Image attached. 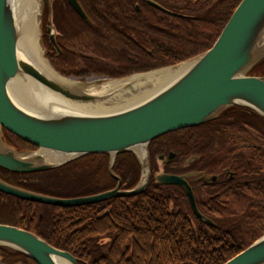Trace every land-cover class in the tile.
<instances>
[{
	"label": "trees",
	"instance_id": "1",
	"mask_svg": "<svg viewBox=\"0 0 264 264\" xmlns=\"http://www.w3.org/2000/svg\"><path fill=\"white\" fill-rule=\"evenodd\" d=\"M150 1L173 15L147 0H79L88 21L72 16L70 22L64 18L61 22L75 31L79 44L109 61H73L66 68L55 63L56 72L80 80L118 79L187 61L213 46L241 2ZM263 68L264 61L249 74L264 76ZM161 139H171L183 155H198L208 174L233 172L231 180L222 179L194 193L198 210L214 226L195 218L183 190L154 180L141 195L72 208L0 193V224L37 235L71 254L77 264H223L264 234L263 118L230 107L210 122ZM2 141L16 151L36 149L4 129ZM107 164L106 155H88L45 172L16 174L0 169V179L47 196L82 197L114 188L116 181ZM113 173L123 189L133 188L139 180L130 153L117 156ZM1 251L13 262L35 264L13 250Z\"/></svg>",
	"mask_w": 264,
	"mask_h": 264
},
{
	"label": "water",
	"instance_id": "2",
	"mask_svg": "<svg viewBox=\"0 0 264 264\" xmlns=\"http://www.w3.org/2000/svg\"><path fill=\"white\" fill-rule=\"evenodd\" d=\"M37 1L41 38L42 16L49 0ZM67 2L80 18L88 20L78 0ZM147 3L173 15L150 0ZM16 15L15 0H0V169L9 173L30 174L57 169L88 155H106L108 174L117 184L111 190L89 196L59 198L27 191L0 179L1 194L59 208L138 196L150 185L149 145L153 140L201 126L230 107L248 109L264 119V76L249 74L264 61V0H241L209 50L173 65L185 64L170 80L145 96L106 111H75L57 104L35 109L24 102L26 95L30 99L28 102H32L34 94L30 86V94H18L14 84L19 74L43 89L45 94L57 96L68 103L89 104L108 98L88 94L82 88L62 85L25 59L19 51ZM48 31L51 32L50 29ZM50 42L59 52L53 35ZM169 67L112 80L151 74ZM44 99L34 106H44L47 100ZM3 129L35 147V151H16L3 143ZM125 153L134 157L139 168V180L131 189H121V180L113 173L117 156ZM189 176L160 173L154 181L159 185L181 188L195 218L214 226L198 210L192 188L187 182ZM217 178L202 175L200 180L213 183ZM0 248L18 252L35 264L78 263L71 254L51 246L37 235L4 224H0ZM223 264H264V234Z\"/></svg>",
	"mask_w": 264,
	"mask_h": 264
},
{
	"label": "bare ground",
	"instance_id": "3",
	"mask_svg": "<svg viewBox=\"0 0 264 264\" xmlns=\"http://www.w3.org/2000/svg\"><path fill=\"white\" fill-rule=\"evenodd\" d=\"M15 1L16 16L18 19L20 34L18 44L19 51L21 52L22 56L30 61L47 77L59 82L62 85L70 88H82L88 94H93L100 97L106 96L108 98L103 101H95L89 104L68 103L57 96L45 94L43 89L37 85H34V83H31V81L26 76L19 74L17 79H15L14 87H32V92L34 94L32 102H28L30 101L29 97L27 95H23V98L26 100L24 102L28 103L27 105L31 106L32 108L45 109L46 106L57 104V106H62L75 111H106L133 102L138 98L145 96L155 88L166 83L185 66V64H182L180 66H173L164 70L156 71L151 74L136 75L123 80H106L103 82H99L94 78L87 80L85 83L71 78H63L49 66L42 55L39 34L40 29L37 23L38 1ZM44 97L45 99L43 101L47 99L44 103V106H34L37 101H41ZM48 101L53 103H48Z\"/></svg>",
	"mask_w": 264,
	"mask_h": 264
},
{
	"label": "flooded vegetation",
	"instance_id": "4",
	"mask_svg": "<svg viewBox=\"0 0 264 264\" xmlns=\"http://www.w3.org/2000/svg\"><path fill=\"white\" fill-rule=\"evenodd\" d=\"M84 11L86 16L89 17L88 12L86 10ZM72 16L83 20L69 6L67 0H52L50 6L48 4L46 5L42 16V40L48 60H51L57 64H63L65 68L73 61H109L108 58L92 52L89 48H87L86 45L85 47L84 45L79 44V39L73 37V35H75V31H72L71 29H69V27H66L62 24V18L67 19V21L69 20L70 22ZM97 17L99 18L101 17V15H97ZM88 28H90L89 25ZM49 29L52 33L48 31ZM51 35L54 36L55 43L59 48V52L50 42ZM81 35L84 34L81 33ZM162 137L163 136L153 140L149 145L151 171L150 182L154 180V177L159 173V170H161L163 173L173 175L190 174V176L187 178V182L192 188L194 194L203 189V186L220 182L222 179L231 180L233 178V172H231L230 170H223L213 174H208V172L206 173L204 170H202V167H200L201 160L198 155L190 153L183 155L181 151H177L174 148L175 146H173V141L171 139H161ZM170 156L172 157L170 158ZM202 175L218 176V178L216 179V181L211 183L208 180H200V177ZM1 250L11 249L0 248V264H19L18 262L11 261L8 255L2 254Z\"/></svg>",
	"mask_w": 264,
	"mask_h": 264
},
{
	"label": "rangeland",
	"instance_id": "5",
	"mask_svg": "<svg viewBox=\"0 0 264 264\" xmlns=\"http://www.w3.org/2000/svg\"><path fill=\"white\" fill-rule=\"evenodd\" d=\"M51 1L52 0H49V3H48V5L50 6V4H51ZM41 31H42V29H41ZM42 34H43V32H42ZM40 45H41V50H42V55H43V58L46 60V62L49 64V66L52 68H54V66H53V64H55L53 61H51V60H48V58H47V56H46V50H45V47H44V43H43V40H42V38H40ZM52 68V69H53ZM54 70V69H53ZM62 76V75H61ZM62 77H65V76H62ZM65 78H70V77H65ZM92 77H88V78H86V80H82V81H80V82H82V83H85V82H87V80H89V79H91ZM76 80H78V79H76ZM107 79H105V81H106ZM99 82H103L102 80H99ZM25 90H24V89ZM15 90H18L19 92H18V94L19 93H24V94H27V93H29L30 94V91H31V89H30V87H28V86H23V87H17ZM27 92V93H26ZM137 92V91H136ZM135 92V93H136ZM32 151H35V150H31L30 152H32ZM93 161H95V162H98L99 160H98V158H95ZM107 172H108V164H107ZM160 173H163L161 170H159V173L158 174H160Z\"/></svg>",
	"mask_w": 264,
	"mask_h": 264
}]
</instances>
